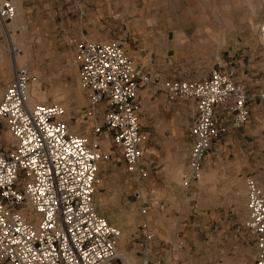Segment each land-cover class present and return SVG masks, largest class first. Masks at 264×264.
<instances>
[{
    "label": "built area",
    "instance_id": "1",
    "mask_svg": "<svg viewBox=\"0 0 264 264\" xmlns=\"http://www.w3.org/2000/svg\"><path fill=\"white\" fill-rule=\"evenodd\" d=\"M16 14L13 0H0L4 32L0 45L4 40L13 67L0 101V122L13 138L11 145L0 142V264H166L152 256L157 233L148 218L139 223L131 241L135 261L128 263L118 254L121 229L98 211L95 200L100 161L112 155L70 130L63 104L30 102L33 75L18 63L24 50L9 26ZM255 37L264 48V14ZM75 59L88 99L87 115L95 119L94 138L109 133L121 150L134 182L132 195L144 214L149 209L145 192L149 168L142 149L147 140L140 120L143 87L156 83L170 101L182 98L195 105L188 133L191 148L181 175L187 189L200 180L204 158L214 143L254 118L252 96L238 79L236 67L214 66L199 79L160 82L118 40L85 39L77 45ZM256 97L264 106V88ZM220 110L228 112L227 118H218ZM245 184L244 226L256 244L251 264H264V176L250 174ZM181 232L176 229V235Z\"/></svg>",
    "mask_w": 264,
    "mask_h": 264
},
{
    "label": "rangeland",
    "instance_id": "2",
    "mask_svg": "<svg viewBox=\"0 0 264 264\" xmlns=\"http://www.w3.org/2000/svg\"><path fill=\"white\" fill-rule=\"evenodd\" d=\"M203 8L204 12L192 14L193 18L200 17L202 28L198 29L196 38L187 39L189 48L185 56L191 60L176 67L177 77H163V81L199 79L208 74L218 57L227 58L230 53H235L234 59L245 63L246 74L254 68H262L254 57H241L242 52L258 44L255 31L264 14V1L208 0ZM22 10L20 7V14L17 13L11 28L15 42L24 50L19 64H26L33 74L30 102L63 104L66 108L64 119L70 130L96 141L92 132L95 119L87 115L88 99L80 87L78 66L67 44L68 36L78 34L79 27L70 25L67 32L57 25L55 16L46 19L50 16L35 9L26 8L24 12L22 6ZM68 15L72 20V13ZM210 22L213 25L206 29L204 25ZM3 33L0 24V37ZM0 50L2 59L10 64L4 40ZM5 70H9L10 75H6ZM183 72L190 75H181ZM12 76L10 66L2 68L0 101ZM242 79L255 101L256 93L264 88V76L244 75ZM141 96V122L143 129L150 132L149 150L159 149V152L155 150L154 163L160 158L165 167L159 178L149 179L145 192L150 208L144 214L131 194L128 180H132V175L126 170L121 150L112 145L109 149L108 143L107 148L101 145L102 151L113 150L116 155L100 161V175L104 180L96 191L95 200L98 211L121 229L119 249L136 257L131 241L139 223L148 218L157 233L152 254L156 260L161 259L166 264H251L256 257V244L244 226L247 217L245 182L250 174L264 176V106L259 102L254 104V118L249 124L230 131L214 143L204 158L201 180L187 189L181 184V175L187 168L188 149L179 150L195 105L182 98L170 101L164 90L153 85L141 91ZM171 134L174 136L171 141L163 140ZM105 135L98 136L99 143ZM0 142L13 143L3 121L0 122ZM169 144L173 150L163 156ZM185 147L188 148V144ZM147 156L154 159L153 154ZM177 228L182 229L180 235H176Z\"/></svg>",
    "mask_w": 264,
    "mask_h": 264
},
{
    "label": "crops",
    "instance_id": "3",
    "mask_svg": "<svg viewBox=\"0 0 264 264\" xmlns=\"http://www.w3.org/2000/svg\"><path fill=\"white\" fill-rule=\"evenodd\" d=\"M13 2L15 5L17 4L19 6L16 5L19 14V9L21 7L22 10L23 6L24 12L26 8L31 9V11L35 9L36 11H40L43 15L50 16L46 19H51L55 16L58 22L57 25L64 31L68 32V26L70 25L79 27L81 32L78 31V34L73 33L69 35L67 40V44L73 51V59L78 66V70L79 65L76 62L75 56L77 45L80 42L85 39L98 41L118 40L124 45L130 56H132L138 64L144 66L146 70L151 73V76L157 78L160 82L163 81V77H177L179 74L177 73L178 68L176 67L186 63L185 61L191 60V58L185 56L189 48L188 45H186L187 39L191 40L196 38L198 36V29H200V27L202 28L200 17L198 18L197 16L193 18L192 14L204 12L203 7L208 5V0H13ZM71 7H73V9ZM68 13H72V20ZM210 24L213 25V22L204 25V27L209 29L211 27ZM234 57L235 53L228 54L227 58L221 57L211 68L214 66L236 67L237 77L240 80H243L242 76L244 75H250V77L264 76V48L259 44H257L255 48L251 46L242 52L241 58L249 57V59H252V57H254L258 60L259 64L263 65L262 68H254L246 74L245 63L241 60L234 59ZM0 62V75L3 67L5 68L7 66L9 68L10 66L13 70L11 63L5 62L2 58ZM194 63L191 64L194 65ZM30 72L32 74L31 70ZM5 73L6 75H10L9 70H5ZM185 74L190 75V73L186 72H183L181 75ZM152 85L158 89L164 90L161 85L156 83ZM149 86L143 87L141 91ZM141 91L139 95V100L141 102L140 120L143 113V98L141 96ZM257 102L260 104L259 99L256 97V100L252 101L253 114L255 111L254 104H257ZM227 115L228 112L226 110H220L218 118L220 120L225 119ZM194 119L195 110L189 123L185 140L180 144L179 151L188 149L186 162L191 148L188 133ZM141 130L147 134V140L142 145V149L143 160L149 168V176L146 182L148 185L150 177L157 179L161 176L160 173L165 167V163L161 164L160 158L154 163L156 157L155 150L159 152V149L154 148V150L152 149L150 152L148 147L150 132L143 129L142 122ZM105 136L106 137H101L100 143L98 142L99 138H95V142H97L100 150L102 146L107 148L108 145H110L109 149H111V145L119 149V147L114 144L109 133H106ZM171 136H164L167 138H163V140L171 141L174 137L172 134ZM108 140H110V142H108ZM178 141H180V139ZM186 144H188V148L185 147ZM172 150V144L167 145L166 152L163 156L170 151L172 152ZM111 152L107 153H110L112 158H115L114 156L116 153L113 150ZM147 154H153L154 159H150ZM159 166L161 167L158 168ZM103 180L104 178L101 175L98 188L101 187ZM128 183L130 184L132 194L134 182L128 180ZM146 199L148 201L147 206L150 208L147 195Z\"/></svg>",
    "mask_w": 264,
    "mask_h": 264
},
{
    "label": "bare ground",
    "instance_id": "4",
    "mask_svg": "<svg viewBox=\"0 0 264 264\" xmlns=\"http://www.w3.org/2000/svg\"><path fill=\"white\" fill-rule=\"evenodd\" d=\"M15 4V3H14ZM17 5V4H16ZM17 12H18V10H17ZM17 15V14H16ZM16 18V17H15ZM14 18V19H15ZM14 21V20H13ZM12 21V22H13ZM12 22H11V24H12ZM11 24L9 25L10 26V29L12 30V28H11ZM13 30H12V36H13ZM14 38V37H13ZM15 40V39H14ZM21 56V55H20ZM19 56V57H20ZM19 57H18V59H19ZM18 63H19V61H18ZM39 87H37L36 86V90L38 89ZM39 90V89H38ZM34 93H37V92H34ZM202 178V177H201ZM201 178H200V180H201ZM118 254L120 255V257L123 259V260H125L126 262H128V263H133L134 261H135V257H134V255H132V254H129L128 252L126 253L123 249H118Z\"/></svg>",
    "mask_w": 264,
    "mask_h": 264
}]
</instances>
